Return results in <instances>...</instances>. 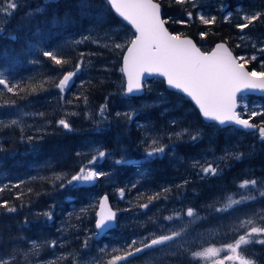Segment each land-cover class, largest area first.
<instances>
[{"label":"trees","instance_id":"1","mask_svg":"<svg viewBox=\"0 0 264 264\" xmlns=\"http://www.w3.org/2000/svg\"><path fill=\"white\" fill-rule=\"evenodd\" d=\"M154 1L172 33L191 37L203 52L224 42L236 56L249 60L245 66L250 71H264V16L243 32L237 27L245 22L243 16L264 13V0H196L195 6ZM15 2L18 7L9 10L11 15L0 13V76L16 86L8 92L0 85V204L16 209L0 207V259L9 264H108L133 240L140 246L181 231L176 240L118 264H211L229 255L224 246L246 231L233 230L240 221L254 218L253 226H264V218L257 215L264 213V140L258 132L204 122L192 102L159 79L148 81L143 95L126 96L121 71L126 47L112 45L126 44L133 33L106 0ZM200 15L214 16L216 22L205 25ZM201 33L207 35L201 38ZM45 51L66 63L56 65ZM77 64L73 87L61 93L59 80L75 72ZM241 101L246 105H240L244 118L251 111L264 112V96H244ZM130 111L136 113L131 121L123 115ZM60 119L67 120L71 130L60 126ZM262 121L260 115L251 120ZM154 138L165 151L148 157ZM99 151L106 156L89 164ZM226 153L232 155L222 159ZM196 161L218 165L217 174L205 176L193 166ZM83 166L105 175L94 183L69 185ZM245 180L258 181L257 187L241 188ZM105 193L119 217L112 233L98 238L95 215ZM247 194L256 199L216 211L229 198ZM150 197L156 198L149 202ZM142 204L149 206L144 209ZM189 208L193 217L186 215ZM46 212L52 213L51 220ZM53 241L54 248L49 246ZM33 243L39 245L35 253ZM209 247L220 250L219 255L194 258ZM242 250L252 264H264V244L251 243Z\"/></svg>","mask_w":264,"mask_h":264},{"label":"snow or ice","instance_id":"2","mask_svg":"<svg viewBox=\"0 0 264 264\" xmlns=\"http://www.w3.org/2000/svg\"><path fill=\"white\" fill-rule=\"evenodd\" d=\"M177 4L185 5L192 4L195 6L196 0H175ZM107 3L115 10V12L122 17L125 21L132 25L134 28V34L126 44L114 43L112 47L115 49L123 50L127 47L126 54L123 57V67L121 71L126 76V91L125 95H136L143 91L144 83H146L147 76H160L167 80V84L190 97L198 105L203 117L218 122L220 125H236L245 130H252L258 132L261 140H264V121L260 124H253L251 122L257 115L264 116V112L251 111L248 114V118H243L241 112L237 111L239 107L237 102V93L244 89H260L264 91V71H247L245 64L249 60L245 57H236L225 46L224 43L217 44L211 52H202L200 48L193 43L191 39H181L179 35L171 34L165 27L166 21L161 18V9L158 3L154 0H107ZM18 7L15 0H0V13H7L11 15V11H14ZM223 9V6H222ZM188 18H192V13H187ZM264 16V13H254L252 15L243 16L245 21L242 24L237 25L239 30L243 32L255 21L260 20ZM201 23L205 25L214 24L216 17L205 18L203 15L199 16ZM183 23V21H178ZM207 33H201V38H204ZM87 39V37L85 38ZM241 39H244L242 36ZM79 43V41H77ZM108 47V45H105ZM239 46V45H238ZM255 47V45H253ZM264 52V48L260 49ZM43 55L54 61L56 65L66 63L65 60L58 58L51 51H45ZM83 55V53L81 54ZM257 57L255 55L250 57V60L254 61ZM243 61V62H241ZM264 67V65H262ZM80 71V64L76 65L75 72L66 73L62 79L59 80L57 87L61 93L66 88L70 87V81ZM0 85H2L8 92H13L15 85H10L6 78L0 76ZM23 91V89H21ZM85 103L87 97H84ZM246 107V106H245ZM107 105H102L100 108V115L105 117ZM42 115V114H41ZM122 115L117 113V116ZM123 115L131 121L136 113L130 111L123 113ZM175 123V121H173ZM12 125H17V120L11 121ZM58 124L64 129L71 130L70 123L65 119H60ZM177 137L181 133H175ZM193 140L198 139L196 135L191 137ZM29 140L32 137H28ZM165 151V146L159 145L157 139H152L150 144V150H146V156L153 157L156 154H162ZM79 155V153H78ZM231 153H226L224 158L231 156ZM106 153L99 151L97 156H93L89 160V164L96 162L98 158H104ZM242 154L236 155V159H240ZM117 164L133 163L132 161L117 160ZM194 167L199 166L201 172L207 175H216L219 166H214L213 163H207L206 165H200L199 161H196ZM103 172L93 170L87 166H83L79 169L76 175H73L68 184L73 182L80 183H94L97 179L104 176ZM57 176L55 179H60ZM258 181L245 180L241 183V188H256ZM64 187L63 184L60 185ZM3 191V189H0ZM165 191H168L165 189ZM123 190H120V195L123 197ZM159 194H157L158 196ZM261 196H264V191L260 192ZM156 197H150L149 202ZM256 199L251 194L242 195L239 200L229 198V203L224 208H218L216 211H228L229 208L234 205L246 203L247 201ZM107 196L103 197L100 204V211L97 213L98 219L96 221V228L103 229L109 222H113L116 217V213L108 207ZM148 204L140 205L141 208L147 209ZM0 207H6L8 212L16 211L13 207H8L7 203L0 204ZM44 215L51 220L52 213L46 212ZM188 217L195 215L193 209L189 208L186 212ZM264 218V213L257 214ZM174 217H166L168 220H172ZM179 219V216L175 217ZM254 218H247L239 222L233 229L239 231L240 229H246V231L239 235L234 242L224 246L222 250L230 253L226 255L224 259L215 261V264H224V260L235 261L239 260V264H252L251 261L246 260L243 255L242 246L249 245L251 243L264 244V226H253ZM182 235L181 231H173L171 234L160 235L158 237L151 238L148 243L141 242L140 246H136L135 240L131 241L128 248L123 251L122 254H117L111 257L108 264H118L120 261H128L129 257L134 256L137 253L143 252L145 249H152L154 246L165 245L167 242L174 241ZM50 247H56V242L53 241L49 245ZM39 250V245L32 244V251L35 253ZM117 251V250H113ZM218 249L209 247L201 252L193 254L194 258H208L211 256L219 255ZM0 264H9L7 259H0Z\"/></svg>","mask_w":264,"mask_h":264},{"label":"water","instance_id":"3","mask_svg":"<svg viewBox=\"0 0 264 264\" xmlns=\"http://www.w3.org/2000/svg\"><path fill=\"white\" fill-rule=\"evenodd\" d=\"M106 1H107V0H106ZM154 2H155V1H154ZM155 3H157V2H155ZM110 7H111V6H110ZM111 9H112V7H111ZM160 9H161V18L163 19V17H162V8H161V6H160ZM112 11H113V13H114L119 19H121L124 23H126V24L132 29V31H133V33H134L135 30H134V28L132 27V25L129 24L127 21H125L122 17H120V16L115 12L114 9H112ZM163 20H164V19H163ZM164 27H165V28H166L171 34L175 35L174 33H172V32L168 29V27L166 26V23H165ZM180 37H181V39H185V38H186V39H191V40L193 41V43L196 44V42L194 41V39H192L191 37H187V36H180ZM220 43H224V42H220ZM220 43H218V44H220ZM224 44H225V46H226V47H227V48L233 53L232 49H231L226 43H224ZM216 45H217V44H216ZM216 45H215V46H214L209 52H211V51L216 47ZM196 46L198 47L197 44H196ZM198 48H199V47H198ZM200 50H201V49H200ZM126 51H127V48H126L125 51H124L123 57H124V55L126 54ZM201 51H202V50H201ZM202 52H203V51H202ZM206 53H207V52H206ZM233 55L236 56L234 53H233ZM122 67H123V58H122ZM245 69H246L247 71H250L246 66H245ZM122 73H123V72H122ZM123 76H124V78H125V83H127L126 76H125L124 73H123ZM145 77H146V82L149 81V80H152V79H154V78H159V79L163 80V81L165 82V84H166V86H167V88H168L169 90L176 91V92L182 94L183 96H185L187 99H189V100L194 104V106L196 107V109L199 111V113L201 114V116L203 117V115H202V113L200 112V109H199L198 105H196L195 101H193V100H192L190 97H188L186 94H184V93H182V92H180V91H178V90H176V89H174V88H171V87L167 84V80H166V78H164V77H160V76H156V75H153V76H147V74H145ZM73 83H74V79H73L72 81H70V87H68V88H71L72 85H73ZM142 83L144 84V81H143V80H142ZM125 91H126V84H125ZM143 92H144V88H143V91H142L141 93L136 94V95H128V96H140V95L143 94ZM242 95L264 96V91H262V90H260V89H244L243 91L237 93V102H238V97H239V96H242ZM237 110H238V108H237ZM203 119H204L206 122L216 123V124H217L218 126H220V127H235V128H237V129H240V130H243V131H246V132H250V131H252V130H245V129H242L241 127L236 126V125H230V124H229V125H220L218 122L210 121V120H208V119H206V118H204V117H203ZM105 196H107V195H103V196L101 197V199H102L103 197H105ZM107 198H108V201H107L108 207L111 208L112 211H114V212L116 213V217H117V211L114 210V209L112 208L108 196H107ZM101 199H100V200H101ZM100 200H99V202H100ZM99 211H100V204L98 203V207H97V211H96V221H97V219H98L97 213H98ZM116 217H115V220H114L113 222H109L108 225L105 226L103 229H97V228H96L97 233H98L99 236H104L105 234L109 233L110 231H112V230L115 228ZM95 226H96V222H95Z\"/></svg>","mask_w":264,"mask_h":264},{"label":"rangeland","instance_id":"4","mask_svg":"<svg viewBox=\"0 0 264 264\" xmlns=\"http://www.w3.org/2000/svg\"><path fill=\"white\" fill-rule=\"evenodd\" d=\"M132 36H133V35H132ZM131 38H132V37H131ZM129 39H130V38H129ZM129 39H128V40H129ZM121 44H125V43H121ZM238 57H241V56H238ZM241 102H242V101H241ZM241 102H240L241 106L245 107L246 105H245V104H242ZM241 114H242V112H241ZM211 264H215V262H212Z\"/></svg>","mask_w":264,"mask_h":264}]
</instances>
